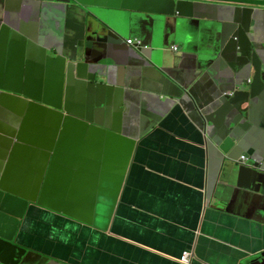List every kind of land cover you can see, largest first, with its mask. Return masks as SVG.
Segmentation results:
<instances>
[{
  "label": "crops",
  "instance_id": "0c3cea01",
  "mask_svg": "<svg viewBox=\"0 0 264 264\" xmlns=\"http://www.w3.org/2000/svg\"><path fill=\"white\" fill-rule=\"evenodd\" d=\"M179 11L161 69L125 42L155 43L149 16L0 0L1 263L264 264V188L210 148L222 133L200 131L193 101L251 79L245 43L235 52L228 5ZM250 36L264 58V8ZM234 141L224 157L264 163V132Z\"/></svg>",
  "mask_w": 264,
  "mask_h": 264
},
{
  "label": "water",
  "instance_id": "95a60500",
  "mask_svg": "<svg viewBox=\"0 0 264 264\" xmlns=\"http://www.w3.org/2000/svg\"><path fill=\"white\" fill-rule=\"evenodd\" d=\"M74 1L82 5L115 7L128 11H133L137 15H141L144 19L149 16L151 23L149 24V33L155 35V43H147L146 41L134 40L133 45H128L132 50L144 55L159 68L164 69L170 61L167 54L166 46H168L169 37L173 34L175 24L185 20L180 14L179 9L187 6H198L199 4L217 7L220 5L230 6L233 16L229 19L231 30L237 31V35L233 36L235 43V52H237L242 44L245 43V49L242 52L247 58L248 64L251 65L253 75L251 79H246L241 86L234 88L232 92H223L211 101V107L205 109L206 104L199 105L195 100L194 105L200 112L201 118L196 121L201 132H204L211 139L212 130L215 129L222 133V142L211 143L210 148L214 147L224 160H236V163L253 167L256 174L249 177V184L254 188H264V163L261 161V154L246 149L247 153L242 155L246 162H241L242 157H233L227 154L231 146L236 145L235 139L238 133L247 128L255 127L259 131L264 132V58H261L255 48L250 43V23L253 20L257 10L264 8V0H67ZM94 19V18H93ZM142 19V20H144ZM169 32L166 33V30ZM192 36L190 37V40ZM133 40V39H132ZM163 40L164 44L160 45ZM189 40V41H190ZM137 41L139 43H137ZM127 43V40H125ZM144 48V49H143ZM218 51H213L208 60L212 63H220L221 58H227ZM229 59V58H227ZM189 93V91H185ZM210 108H219L218 112L213 116L206 117L204 114ZM211 131V133H210ZM241 150L240 152H242ZM236 154V153H235ZM243 154V153H242ZM253 154V155H252ZM255 167V168H254ZM239 171L241 169H238ZM0 223H5L0 221ZM1 231H9L7 228L0 226ZM5 243L3 240H1ZM0 264H4L1 263Z\"/></svg>",
  "mask_w": 264,
  "mask_h": 264
},
{
  "label": "built area",
  "instance_id": "2783aa9c",
  "mask_svg": "<svg viewBox=\"0 0 264 264\" xmlns=\"http://www.w3.org/2000/svg\"><path fill=\"white\" fill-rule=\"evenodd\" d=\"M134 43H135V41L132 40V39L127 40V44H128V45H133ZM137 43H139V42L137 41ZM172 50H173V51H177L178 48L175 47V46H173V47H172ZM240 161H241V162H246L245 157L242 156V157L240 158ZM191 256H192V253H191L190 251H185V252L183 253L181 259H179V260H180L183 264H189V259L191 258Z\"/></svg>",
  "mask_w": 264,
  "mask_h": 264
}]
</instances>
